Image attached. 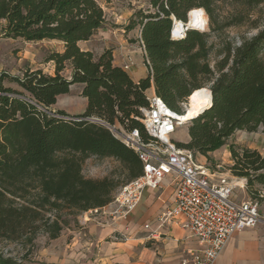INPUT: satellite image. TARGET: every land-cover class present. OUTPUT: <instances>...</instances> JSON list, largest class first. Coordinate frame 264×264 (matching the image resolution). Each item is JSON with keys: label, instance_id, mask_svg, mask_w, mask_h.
I'll return each instance as SVG.
<instances>
[{"label": "trees", "instance_id": "1", "mask_svg": "<svg viewBox=\"0 0 264 264\" xmlns=\"http://www.w3.org/2000/svg\"><path fill=\"white\" fill-rule=\"evenodd\" d=\"M222 1L151 0L154 12H136L126 31L139 27L150 75L134 82L113 64L112 50L95 57L79 47L106 25L98 0H0V38L64 45L63 52L51 51L45 58L54 63L53 76L41 69L18 77L0 74L1 240L34 247L41 234L49 240L60 236L65 212L79 215L107 206L118 184L111 178H86L83 164L90 156L117 160L127 182L142 174L138 156L107 125L137 130L150 142L139 119L141 109L149 107L152 83L155 94L178 114L196 91L208 88L212 106L190 120V141L177 145L203 157L228 146L230 173L246 181L251 199H260L255 187L264 186V157L257 150H238L228 140L238 131L264 128V24L239 47L226 46L214 66L205 33L189 29L183 38L171 39L175 20L186 23L194 9H203L218 25L215 5ZM229 1L250 9L264 5V0ZM243 21L237 17L222 28ZM67 70L69 78L63 75ZM77 84L87 100L85 111L70 115L54 109ZM24 261L0 252V264Z\"/></svg>", "mask_w": 264, "mask_h": 264}, {"label": "built area", "instance_id": "2", "mask_svg": "<svg viewBox=\"0 0 264 264\" xmlns=\"http://www.w3.org/2000/svg\"><path fill=\"white\" fill-rule=\"evenodd\" d=\"M184 35L185 32L174 38L172 29L171 39L178 40ZM138 49L149 68L140 31ZM133 64L129 58L123 69L127 71ZM147 98L149 107L141 109L139 120L151 137L150 142H144L137 130L126 131L116 125H107L113 135L138 156L142 174L123 184L107 206L88 212L113 221L126 218L138 208L145 191H159L162 183L169 180L173 188V203L158 217L159 227L182 219V227L199 244L191 263L214 264L235 233L259 225L260 203L253 199L237 201L236 187L224 165L201 164L193 152L180 148L172 139L177 130L190 122L183 120L186 112L178 114L172 111L155 93ZM92 120L101 123L100 120ZM260 198L264 196L260 194Z\"/></svg>", "mask_w": 264, "mask_h": 264}, {"label": "crops", "instance_id": "3", "mask_svg": "<svg viewBox=\"0 0 264 264\" xmlns=\"http://www.w3.org/2000/svg\"><path fill=\"white\" fill-rule=\"evenodd\" d=\"M128 39V35L119 38L107 36L101 29L91 40L80 42L79 47L82 51L93 53L95 57L112 50L113 64L120 68L130 58L134 64L126 72L134 82H139L149 77L150 71L139 49L136 50ZM50 42L57 43V52H63L62 43ZM45 65L48 70L52 69L48 74L53 76L54 63ZM37 69L45 71L42 67ZM66 72L71 76V70ZM73 87H77V98L81 100L77 112H70L64 108V104L59 103L61 99L70 98ZM154 93L152 83L147 96ZM55 106L57 110L70 115L82 114L87 107V100L81 97V86H72L70 93L60 96ZM216 153L218 151L211 156ZM245 184L244 181L241 189L245 188ZM172 203L173 188L169 180H165L159 191H145L138 208L126 218L113 221L100 215L92 216L90 212L81 213L77 215V230L63 228L55 240H49L47 236L37 240V243L41 240L47 243L37 246V251L26 264H192V255L199 249V244L182 227L183 220L177 219L170 225L159 227L158 217ZM214 264H264V220L253 229L235 233Z\"/></svg>", "mask_w": 264, "mask_h": 264}, {"label": "rangeland", "instance_id": "4", "mask_svg": "<svg viewBox=\"0 0 264 264\" xmlns=\"http://www.w3.org/2000/svg\"><path fill=\"white\" fill-rule=\"evenodd\" d=\"M151 0H98L106 15V25L102 32L107 36L114 38L129 36V43L137 50V37L139 35V27H136L131 32L126 31V27L130 24V19L136 12H154L150 4ZM207 16V14H206ZM243 18V23L231 27L222 28L223 24L235 18ZM208 25L205 30L200 31L207 35L208 45L211 48V55L209 62L211 66L223 57V51L226 46L231 45L233 48L239 47L244 41L250 40L258 34L264 24V5L257 8H247L242 4H237L229 0L219 2L215 5V20L218 25H213L210 18L207 16ZM125 31V32H122ZM128 33V34H127ZM104 38V37H103ZM59 46L57 43L49 41L41 42H26L21 39H5L0 38V74L7 73L11 76H22L26 70H35L37 68H44L45 74H48L52 69H47L45 65V58L51 51H56ZM264 59V52L262 53ZM49 75V74H48ZM66 77L67 72L63 74ZM7 86L18 89L15 84L5 83ZM204 90H208L205 88ZM77 87L72 88L70 98L60 100V105L64 104V108L70 112H77L80 107L81 100L77 98ZM190 106V100L181 105L182 112H187ZM57 109V106H54ZM189 123L177 130L172 139L176 143H183L190 141L188 134ZM117 128H122L119 124ZM228 145H235L238 150L245 148L257 150L264 157V128H260L257 132L249 133L246 131L236 132L229 140ZM196 159L201 164H208L215 166L217 164L224 165L227 169V174L233 182L239 178L234 177L229 169L232 166L231 155L229 147H223L218 150L214 156L211 154L208 157L196 155ZM83 175L89 179H103L111 178L118 184V190L123 184L128 181V175L124 171L123 166L112 158H99L90 156L83 164ZM260 194L264 196V188L256 186ZM115 190V191H116ZM235 196L237 201L251 199L246 186L244 189L236 187ZM260 203V216L264 220V198L258 200ZM64 228H74L77 230V215H70L64 213ZM44 235H39L36 239L34 247L25 246L21 243L9 242L0 239V252L18 259L25 257L24 263H28L31 255L37 251L38 247L45 244L46 241L41 239ZM47 243V242H46ZM38 246V247H37Z\"/></svg>", "mask_w": 264, "mask_h": 264}, {"label": "bare ground", "instance_id": "5", "mask_svg": "<svg viewBox=\"0 0 264 264\" xmlns=\"http://www.w3.org/2000/svg\"><path fill=\"white\" fill-rule=\"evenodd\" d=\"M208 25V19L203 9H194L188 13L186 23L175 20L173 26V37L178 38L186 30H200L203 31ZM212 106V95L207 90L196 91L190 98V106L187 112L183 115L185 121L191 120L198 116L205 108ZM244 180L236 179L233 184L235 187L242 188Z\"/></svg>", "mask_w": 264, "mask_h": 264}, {"label": "water", "instance_id": "6", "mask_svg": "<svg viewBox=\"0 0 264 264\" xmlns=\"http://www.w3.org/2000/svg\"><path fill=\"white\" fill-rule=\"evenodd\" d=\"M211 94H212V93H211ZM210 107H211V106H210ZM210 107H209V108H210ZM209 108H205L201 113H203L204 111H206V110L209 109ZM201 113H200V114H201ZM245 182H246V181H245Z\"/></svg>", "mask_w": 264, "mask_h": 264}]
</instances>
